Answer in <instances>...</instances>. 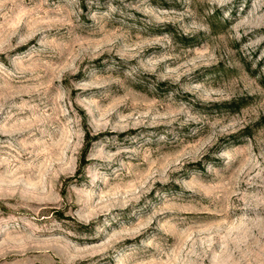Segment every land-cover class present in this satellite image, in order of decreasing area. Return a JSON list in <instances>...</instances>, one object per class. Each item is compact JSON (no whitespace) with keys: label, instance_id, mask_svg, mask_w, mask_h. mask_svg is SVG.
I'll list each match as a JSON object with an SVG mask.
<instances>
[{"label":"rangeland","instance_id":"374dc122","mask_svg":"<svg viewBox=\"0 0 264 264\" xmlns=\"http://www.w3.org/2000/svg\"><path fill=\"white\" fill-rule=\"evenodd\" d=\"M0 264H264V0H0Z\"/></svg>","mask_w":264,"mask_h":264}]
</instances>
